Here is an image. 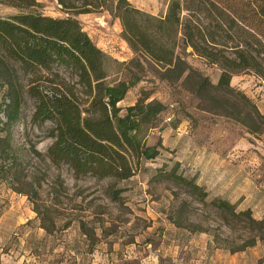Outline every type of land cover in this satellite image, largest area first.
<instances>
[{"label": "rangeland", "instance_id": "obj_1", "mask_svg": "<svg viewBox=\"0 0 264 264\" xmlns=\"http://www.w3.org/2000/svg\"><path fill=\"white\" fill-rule=\"evenodd\" d=\"M39 1L47 15H69L57 0ZM129 1L163 16L170 0ZM16 12L0 4V16ZM77 18L113 58L137 57L109 10ZM191 50L186 60L218 84L220 68ZM143 64V70L135 63L111 69L109 76H141L119 103L123 113L147 98L167 106L142 133L160 155L140 161L128 180L75 178L67 165L53 163V124L32 122L35 101L25 94L11 155L0 148V264H264V134L258 138L236 118L248 109L235 96L244 92L261 112L264 83L245 71L232 77L230 89L204 99L190 91L195 78L169 82L159 65ZM4 100L0 85V137L6 133ZM174 169L195 179L208 197L202 201L176 182L168 175ZM217 199L233 204L235 213L250 210L258 223L231 215L213 203Z\"/></svg>", "mask_w": 264, "mask_h": 264}, {"label": "trees", "instance_id": "obj_2", "mask_svg": "<svg viewBox=\"0 0 264 264\" xmlns=\"http://www.w3.org/2000/svg\"><path fill=\"white\" fill-rule=\"evenodd\" d=\"M57 2L67 17L45 14L39 0H0L1 5L18 11L0 16V85L6 117L0 148L6 158L12 152L13 129L27 94L35 101L32 122L53 124L48 131L53 139L48 157L53 163L67 165L75 178L128 180L135 176L140 161L161 153L158 145H147L142 133L167 106L157 99L146 102L147 98L122 112L119 103L141 76L132 73L115 81H109V76L111 69L129 63L143 70L144 62H154L169 82L195 78L190 91L204 99L230 89L232 77L245 71L255 72L257 81L264 83V0H170L163 16L129 0ZM104 10L120 20L122 40L137 54L129 62L107 53L77 18ZM188 48L220 68L218 84L190 65L185 58ZM258 93L264 99L263 86ZM235 96L248 109L246 116L236 118L259 138L264 134V114L244 92ZM168 175L202 201L208 197L195 179L178 175L175 169ZM213 203L258 223L250 210L235 213L234 205L223 199ZM259 223L264 224V219Z\"/></svg>", "mask_w": 264, "mask_h": 264}, {"label": "crops", "instance_id": "obj_3", "mask_svg": "<svg viewBox=\"0 0 264 264\" xmlns=\"http://www.w3.org/2000/svg\"><path fill=\"white\" fill-rule=\"evenodd\" d=\"M60 6V5H59ZM5 8H7V9H11V8H9V7H5ZM12 11H10V13H11ZM98 43V42H97ZM98 45L100 46V47H102V45L100 44V43H98ZM104 49V48H103ZM264 101H262V103H263ZM263 106V108H261V113L262 114H264V104L262 105ZM136 176V175H135ZM134 177V176H133Z\"/></svg>", "mask_w": 264, "mask_h": 264}]
</instances>
